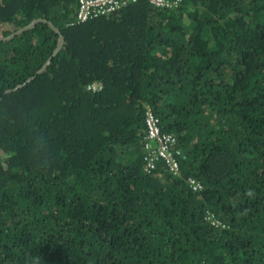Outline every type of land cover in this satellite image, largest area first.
Returning a JSON list of instances; mask_svg holds the SVG:
<instances>
[{
  "label": "trees",
  "instance_id": "16d2710c",
  "mask_svg": "<svg viewBox=\"0 0 264 264\" xmlns=\"http://www.w3.org/2000/svg\"><path fill=\"white\" fill-rule=\"evenodd\" d=\"M78 2L0 0V264H264V0Z\"/></svg>",
  "mask_w": 264,
  "mask_h": 264
},
{
  "label": "built area",
  "instance_id": "2783aa9c",
  "mask_svg": "<svg viewBox=\"0 0 264 264\" xmlns=\"http://www.w3.org/2000/svg\"><path fill=\"white\" fill-rule=\"evenodd\" d=\"M138 2H148L152 6L161 9H174L178 7L181 0H79L77 19L78 22H86L89 19L99 18L115 12L121 5L133 4ZM90 89L95 90V86ZM147 136L145 145V162L147 172L155 170L158 163H163L166 170L177 176L180 171L179 152H172L175 139L172 135L161 133L158 128V120L147 114ZM181 158V157H180ZM179 158V159H180ZM188 188L193 192L201 190V185L192 177L187 179ZM215 225L219 222L214 221Z\"/></svg>",
  "mask_w": 264,
  "mask_h": 264
},
{
  "label": "water",
  "instance_id": "95a60500",
  "mask_svg": "<svg viewBox=\"0 0 264 264\" xmlns=\"http://www.w3.org/2000/svg\"><path fill=\"white\" fill-rule=\"evenodd\" d=\"M38 22H44V23H45L44 20H37V21L31 23L30 25H28V26H26V27H24V28L18 30L17 32L11 34L10 36H7V37H5V38H1V37H0V41H5V42H6V41H9V40H11L15 35H19V34H21L23 31L28 30V29H31V28L34 27V25H36ZM49 26H50V27H51L56 33L58 32V30L55 29L54 26H53L51 23H49ZM62 44H63V39L61 38V39H60V42H59V44H58V46H57V48L55 49V51H54L53 54H52L53 57L59 52L60 48L62 47ZM49 63H50V60H48V61L46 62V64L42 67V69H40V70L38 71V73L42 72V71L46 68V66H47ZM28 81H30V80H28ZM17 88H18V87H17ZM17 88H15V89H17Z\"/></svg>",
  "mask_w": 264,
  "mask_h": 264
}]
</instances>
